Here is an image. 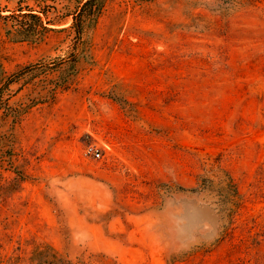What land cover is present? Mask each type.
I'll use <instances>...</instances> for the list:
<instances>
[{
  "label": "rangeland",
  "instance_id": "1",
  "mask_svg": "<svg viewBox=\"0 0 264 264\" xmlns=\"http://www.w3.org/2000/svg\"><path fill=\"white\" fill-rule=\"evenodd\" d=\"M75 6L0 0V264H264V0Z\"/></svg>",
  "mask_w": 264,
  "mask_h": 264
},
{
  "label": "trees",
  "instance_id": "2",
  "mask_svg": "<svg viewBox=\"0 0 264 264\" xmlns=\"http://www.w3.org/2000/svg\"><path fill=\"white\" fill-rule=\"evenodd\" d=\"M75 10L71 13L73 15V26L78 38H81L84 24L94 15H98L103 6L104 0H75ZM27 16L34 17L40 20V16L27 13ZM37 67L36 64L27 65L16 72L12 73L4 82V85H9L18 82L26 75L32 73L33 69ZM1 94V88H0ZM1 96V95H0ZM1 100V98H0ZM195 191L206 192L217 198L222 206L225 204L238 205L240 204V193L234 183L232 177L226 172L221 171L216 175V178L202 177L198 183ZM232 209V207H231ZM37 264H75L68 255L60 253L46 252L41 253Z\"/></svg>",
  "mask_w": 264,
  "mask_h": 264
},
{
  "label": "built area",
  "instance_id": "3",
  "mask_svg": "<svg viewBox=\"0 0 264 264\" xmlns=\"http://www.w3.org/2000/svg\"><path fill=\"white\" fill-rule=\"evenodd\" d=\"M85 153L93 156L94 158H100L102 155L100 148H97L93 145L86 146Z\"/></svg>",
  "mask_w": 264,
  "mask_h": 264
}]
</instances>
